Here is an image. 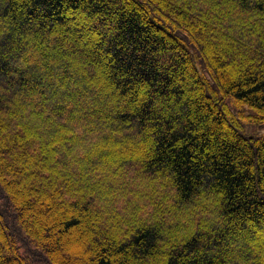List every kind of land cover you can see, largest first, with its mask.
I'll return each mask as SVG.
<instances>
[{"label": "trees", "instance_id": "obj_1", "mask_svg": "<svg viewBox=\"0 0 264 264\" xmlns=\"http://www.w3.org/2000/svg\"><path fill=\"white\" fill-rule=\"evenodd\" d=\"M65 239L264 264V0H0V264H74Z\"/></svg>", "mask_w": 264, "mask_h": 264}, {"label": "rangeland", "instance_id": "obj_2", "mask_svg": "<svg viewBox=\"0 0 264 264\" xmlns=\"http://www.w3.org/2000/svg\"><path fill=\"white\" fill-rule=\"evenodd\" d=\"M57 73V72H56ZM54 76H56V75H54ZM73 89V88H72ZM62 94V93H61ZM60 94V95H61ZM63 96V95H62ZM56 97V96H55ZM50 100V99H49ZM57 100V99H56ZM51 101H55V99L54 100H51ZM57 101H61L60 99H58ZM36 104V103H35ZM37 104H39V101H37ZM58 213V212H57ZM30 220H31V222H34V225L36 226L38 223H44V224H46V225H50L51 224V222H52V218L50 217V216H45L44 214L42 215V213H40L39 212V210H33V211H31V216H30ZM36 221H38V222H36ZM93 222H95V220L93 221ZM257 232V231H256ZM261 232V231H260ZM260 232H257V233H255V234H257V235H259L260 236ZM250 236H252V237H254L253 235H252V233L250 234ZM256 236V235H255ZM245 237L246 236H243V238L244 239H242L241 238V240H239V241H236V243H231L230 242V240H229V244L226 246V248L228 249V248H232L234 251H236L235 253L237 254V252H238V250H247V248H249V249H251V248H253L254 249V246H253V244H251L252 242L251 241H248V239L246 238L245 239ZM248 237V236H247ZM261 237V236H260ZM249 239H251V238H249ZM253 239V238H252ZM258 239L259 240H257V239H255V242H254V244L255 245H258V247L262 244V242H263V239L261 238H259L258 237ZM245 241H248L247 243L245 242ZM63 245L64 246H66V245H68V246H70V247H72L74 250L72 251V253H70L71 255L69 256L70 257V260L72 261V262H74V264H80L81 263V261H85L86 259H87V257H89V256H91V254H89L91 251L89 250H84L83 252H80V250H77V248L76 247H78V249H80V247H81V245H80V243L79 242H71V241H69V240H67V239H65L64 241H63ZM64 246L63 247H59V251H60V256L62 257H64V256H66V257H68V255L69 254H67V253H65V252H63L64 250H63V248H64ZM80 246V247H79ZM227 253H228V250H227Z\"/></svg>", "mask_w": 264, "mask_h": 264}]
</instances>
